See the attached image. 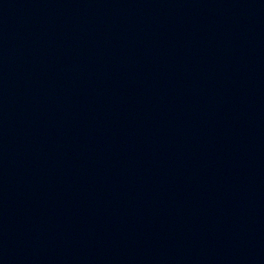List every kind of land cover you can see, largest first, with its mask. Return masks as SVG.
Returning <instances> with one entry per match:
<instances>
[{
  "label": "water",
  "instance_id": "water-1",
  "mask_svg": "<svg viewBox=\"0 0 264 264\" xmlns=\"http://www.w3.org/2000/svg\"><path fill=\"white\" fill-rule=\"evenodd\" d=\"M0 264H264V0H0Z\"/></svg>",
  "mask_w": 264,
  "mask_h": 264
}]
</instances>
